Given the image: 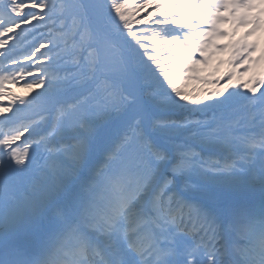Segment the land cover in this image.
<instances>
[{"label": "snow or ice", "instance_id": "snow-or-ice-1", "mask_svg": "<svg viewBox=\"0 0 264 264\" xmlns=\"http://www.w3.org/2000/svg\"><path fill=\"white\" fill-rule=\"evenodd\" d=\"M57 13L0 51V264H264V0H0V37Z\"/></svg>", "mask_w": 264, "mask_h": 264}, {"label": "trees", "instance_id": "trees-1", "mask_svg": "<svg viewBox=\"0 0 264 264\" xmlns=\"http://www.w3.org/2000/svg\"><path fill=\"white\" fill-rule=\"evenodd\" d=\"M61 2H62V0H55V3L57 4V7H59V4ZM141 15H143V13H141ZM55 19H56V23L55 24H53L50 21H48L47 18H46L45 21L39 22V25L36 27L39 30H41V32L39 34L40 35L39 41L36 43L35 46H33L31 48H26L23 52H19L18 54L14 55L13 58H17L18 57L22 62H25L27 64L33 63V61H24V58L28 54H30L33 51V49L35 47H37L40 43H42V42L43 43H48L50 39H52L55 42H58L59 43V48H53L52 45L49 44V49H42L41 51L48 52L49 50H51L52 52H56V51H59L60 49H63L65 47V38L61 34L70 28L71 19L70 18H65L63 27L61 25V18L59 17L58 13H57V16L55 17ZM35 23L36 22H34V24ZM136 29H138V28H134V30H136ZM0 39L8 40V44L9 45L13 44V41H12V38H11V34H9L8 36H5V37H0ZM71 46H72V40H71V38H67V47L70 49ZM64 59L70 61L71 60V56L70 55H65ZM0 63H3L5 65H7V66H11L8 61L4 60L3 57H0ZM71 70H73V68H72V65L70 63L65 65L63 63V60L60 62L59 71L61 72V74H63L65 71H71ZM162 79L163 78L161 77V80ZM38 91H39V89H38ZM230 91H235V89H230ZM17 94H19V93H17ZM213 115H215L217 118L221 117V113L219 111H215L214 108H208L203 113H197L196 117L197 118H204V117L211 118V117H213Z\"/></svg>", "mask_w": 264, "mask_h": 264}, {"label": "rangeland", "instance_id": "rangeland-1", "mask_svg": "<svg viewBox=\"0 0 264 264\" xmlns=\"http://www.w3.org/2000/svg\"><path fill=\"white\" fill-rule=\"evenodd\" d=\"M28 28H29L30 30H29V32H28L26 35H24V36H22V37H19V38H13L14 41L16 42L15 45H18V47L23 46L25 43H27L28 41H30V40L33 38L34 35H37V34L39 33L38 30L35 29L36 27H35V28H32V26H28ZM18 31H19V30H18ZM11 37H12V35H11ZM9 49H13V48H9V47L6 45L5 48L0 49V51H8ZM14 91H15V90H14ZM24 94H25V93H24L23 91H21V95H22V96H25ZM242 116H244V112H243V110L237 105V106H236V112H235L233 118L235 119L236 117H242ZM244 122H246V121H242V123H244Z\"/></svg>", "mask_w": 264, "mask_h": 264}, {"label": "bare ground", "instance_id": "bare-ground-1", "mask_svg": "<svg viewBox=\"0 0 264 264\" xmlns=\"http://www.w3.org/2000/svg\"><path fill=\"white\" fill-rule=\"evenodd\" d=\"M257 95H259V94H257Z\"/></svg>", "mask_w": 264, "mask_h": 264}]
</instances>
